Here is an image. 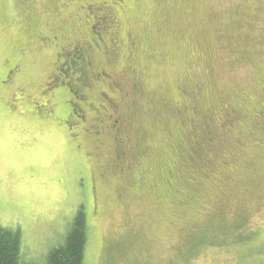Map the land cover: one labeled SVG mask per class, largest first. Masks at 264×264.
Masks as SVG:
<instances>
[{
    "label": "rangeland",
    "instance_id": "obj_1",
    "mask_svg": "<svg viewBox=\"0 0 264 264\" xmlns=\"http://www.w3.org/2000/svg\"><path fill=\"white\" fill-rule=\"evenodd\" d=\"M97 1L0 0V227L20 231L32 264H46L64 244L80 208L89 224L86 264H264V129L250 124L264 104V0H124L119 33L132 35L138 46L119 64L144 74V120L150 118L141 130L144 184L120 207L99 194L108 213L103 205L97 213L89 163L81 162L67 131L21 115L36 112L37 89L56 60L57 49L39 44L48 25L63 24L71 37H84L94 25L103 44L116 43L117 20L104 19L100 27L77 19L82 7ZM103 1L116 10L123 5ZM94 14L89 20L98 18ZM9 60H17L21 75L3 88ZM123 76L130 83L131 75ZM21 83L33 88L19 92ZM182 85L200 88L198 108L209 124L212 109L233 108L249 118L231 129L230 143L214 119L217 140L207 148L215 157L207 159L219 170L183 169L193 148L190 126L165 114L168 105L183 103ZM58 89L50 93L53 100L70 98L66 88ZM111 149L105 140L98 157L103 168Z\"/></svg>",
    "mask_w": 264,
    "mask_h": 264
},
{
    "label": "trees",
    "instance_id": "obj_2",
    "mask_svg": "<svg viewBox=\"0 0 264 264\" xmlns=\"http://www.w3.org/2000/svg\"><path fill=\"white\" fill-rule=\"evenodd\" d=\"M102 2L103 0L97 1V3ZM94 13L99 14L97 21H101L99 20V17H103L102 21L98 23L100 27L103 26V23L105 22L104 19L110 20V18L104 17L107 15L106 11L105 13H99V11ZM94 16L97 17L96 14H94ZM114 24H116V22ZM113 27L115 28V26ZM118 27L119 29L122 28V22L119 23ZM51 28L53 29V25ZM58 28L60 29V27ZM47 34H49V31H45L41 34L42 42L47 40ZM100 34L101 33H98L99 38L101 39ZM118 36L116 37V43L123 40L120 33H118ZM101 41L104 40L102 39ZM115 46L116 44L111 48L112 52L109 57L111 59L110 62L112 66L115 68V72L107 69L108 71L106 70L102 76V80H104L105 84L108 85V88H110L109 98L112 103V109L106 116L98 114L97 118L90 120L91 117L89 113L99 108L97 105V87H99L101 83L97 82L96 75L94 74L95 69L92 68L91 62L86 57L83 49L78 46L75 47V49L71 47H64V49L61 50L56 64H53V72L49 74L51 80L47 81L50 82L47 87L48 89L53 90L66 88L68 91L70 90L73 93V96H75L76 103L74 112L76 118L68 125L70 134L72 132L74 137L71 139L72 142L78 141L77 139H79L80 135H77L76 137L75 134H81L80 132L81 130H84V125L88 124L87 121L90 120L88 121L90 123V130L87 132L88 137H93V140H95L97 145L99 142L102 144V142L105 143V140H110L117 160L124 165H128L131 174L134 170L136 171L134 178H141V176L139 177L138 171V167H141L139 161L147 152L146 149L143 148L141 141L143 140L141 130L143 129L145 120L149 122L150 118V116H148V118L144 120L145 114L142 105L143 92L141 84V80L144 79V74L133 67L129 68L127 66V70L123 71V66L119 64L122 58V54L120 53V49L122 47L117 49ZM15 62H17V60ZM117 68H119L118 74L116 73ZM125 73H129L131 75L130 83L122 80L125 77L123 76ZM20 75L21 67L19 69H14L8 79L2 81V87L5 85L10 87L13 79L15 77H19ZM21 84L22 85L17 87L19 92L27 94L28 88H33V85H29L31 83ZM37 90L39 91V89ZM199 91V87L192 89L189 86L182 85L181 93L183 103L181 106L177 107L174 105H168L165 108L166 115L171 118H177L183 127L187 125L190 126L189 135L193 148L191 154L188 155L185 160L183 169L189 171L191 174L198 172L205 173L206 171L215 169V164H213L210 159H207L208 156L214 157L211 153L208 154L210 150L207 147H212L214 141L217 140V136L214 132V128H212L213 126L210 127L208 119L203 113L204 111L202 107L198 108L200 107L199 102H197ZM18 101L19 100L15 101L17 105H19ZM16 104L9 106V111L12 114H14V111L17 109ZM87 105H89V110L86 108ZM5 108L7 109V107ZM43 108L41 109L46 111L45 115L47 116L52 111L51 108H44L45 110ZM157 115L158 114H154V117H157ZM109 117L111 118L110 120L108 119ZM106 134L108 136H106ZM105 136L108 138L106 139ZM107 170H109V167ZM109 172L112 171L105 170L104 173L107 175ZM111 176L112 175L110 174L109 177H104L111 178ZM139 187L140 189L142 188L141 186ZM137 188L138 187L135 186L134 189ZM178 191L180 193L184 192L183 189H178ZM102 192L103 191H101L100 194L101 196ZM101 196H99L97 200H100L101 206H104L105 201L102 200ZM103 198L105 200V197ZM130 198L131 196L123 202H116L118 200L116 199L114 201L113 199L111 204L115 203V206L120 207ZM105 209H107L108 213L109 209L106 207ZM21 239L22 237L19 230H11L0 227V264H32L24 257ZM88 243V218L84 209L80 208L73 219L70 231L65 238L64 244L50 252L46 264H86V250Z\"/></svg>",
    "mask_w": 264,
    "mask_h": 264
},
{
    "label": "flooded vegetation",
    "instance_id": "obj_3",
    "mask_svg": "<svg viewBox=\"0 0 264 264\" xmlns=\"http://www.w3.org/2000/svg\"><path fill=\"white\" fill-rule=\"evenodd\" d=\"M114 1V0H113ZM117 1V0H115ZM120 1V3H122L123 5H118L117 3H114L113 5L117 6L118 8L117 10L115 9V7H113L111 4H109L106 1H103L102 3H97L96 4H87L86 6L82 7L83 8V14L84 16L82 18H77L82 20L83 22H86L88 24H90V21H94L96 23V25H98L99 21H97L98 18H93L91 20L90 17L91 15H94V12L99 11V13H105V11L107 12V17L113 19V21H116V24L119 25V23L121 22V20H119L120 15H118L119 13H123L124 9H125V3L124 0H118ZM96 9V11H95ZM118 15V18H117ZM102 17H99V20L102 21ZM82 24V23H81ZM115 26V28H117L118 33L120 32L121 29H119V27ZM62 26V27H61ZM52 25H48L46 27L45 31H49V34H47V40L45 42H42V37L41 35H39L38 39H39V44L43 47V49H49L54 47L55 49H57L56 52V60H55V64L59 58V54L61 52V50L64 49V47H71L73 49H75V47H79L81 49H83V52L85 53L86 57L90 60L92 68L95 69L94 70V74L96 75V79L98 83H101V85L98 88V98H97V105L99 108H97L96 110L92 111L89 113L90 115V120H94V118H97L98 114H101L102 116H106L108 113H110L111 111V107H112V103L110 102V98H109V91L110 88H108V85L105 84L104 80H102V76L105 73L106 69H110L111 71L115 72V68L112 66L111 62H110V54L112 52V47L113 45H115L116 43H113V39L110 40V45H105L103 44L102 41V46L99 45L101 39L99 38V35L94 31V25L91 26L90 28V32L84 34L83 35L79 32L77 37H71L68 36L66 31L64 30V25L60 24V25H53V29L51 28ZM60 27V29L58 28ZM42 34V33H41ZM80 35V36H79ZM82 35V36H81ZM125 40V41H124ZM118 45H116L115 47L118 49L120 47H122L120 49V53L123 54L130 48L131 51H137V42H135L134 38L132 37V35H128L127 39H123L122 41L120 40L118 43ZM122 45V46H121ZM96 51V53H95ZM102 56L105 60L103 62L96 61L95 56L96 55ZM104 56H103V55ZM10 61V60H9ZM95 62V63H94ZM15 61H10L9 63L7 62L4 65V71H3V80L8 79V77L11 75V72L16 69V68H20L21 65L20 64H14ZM53 63V64H54ZM54 64V65H55ZM118 69H116V73L118 74ZM53 72V70L51 71V73ZM2 80V81H3ZM51 78L50 76L47 77V81H50ZM123 81H125L124 79H122ZM1 81V83H2ZM50 82L45 83L43 86H41L38 88L39 91L36 92L37 96H38V100H39V104L35 103L34 104V110H36V112H31V113H22L21 115L23 117H28V116H35L37 117L38 121L41 123H47V124H52L50 125V127H52V129L56 130L57 132H59L60 134L63 133L64 130L67 131V134L69 136V139L71 141L73 137V134L71 132L70 134V130L68 125L73 121V119L76 118L75 116V96H73V93L69 90V97L67 100H64L62 98L59 99H55L53 100V98H55V94L52 95L50 94L51 92H54L53 89H48L47 85ZM45 87V89H44ZM60 89H58L59 91ZM68 90V89H67ZM57 91V92H58ZM112 95V94H111ZM121 98V97H120ZM263 101H264V97H263ZM48 108V109H52V111L49 113V115H45L46 111H43L41 108ZM43 108V109H44ZM89 110V105H87L86 107ZM44 109V110H45ZM260 111H257L256 116H254L251 121L250 124H252L255 127H258L259 129H264V104L262 107H260ZM56 110L58 113H56ZM212 114L213 117L216 122L218 123V125L220 126V130L226 131V138L224 136L225 139L229 140H233V136H232V131L231 129H236V126L239 125L240 123H243L245 121H249L248 116H246L245 114H243L242 112H240L239 110L233 109V108H226V109H220L219 111L217 110H213L212 109ZM104 113V114H103ZM219 114V116H218ZM93 116V117H92ZM109 120L111 119L110 117L108 118ZM214 119H211V124L210 127L213 125V122H215ZM88 120V121H90ZM46 121V122H45ZM87 121L88 124L84 125L85 127H83L84 130H81V134H75V136L77 137V135L79 136V139H77L78 141L72 142L74 149L78 152H81V157H79L81 159V162L86 160L89 164H87L88 166V172H89V178H90V184L92 187V194L94 195V204H95V208L97 209V212L99 211V208L101 207V202L100 200H97L99 198V194H101V191H104L105 193H107V195L111 196L112 199H114V201L117 199L119 201H125L129 196H131L134 191H135V186H137L139 188V186L142 187V185L144 184L143 178H134V175L131 174V172L129 171V167L128 165H124L123 163H120L121 165L118 164V160L117 157L114 153V148L111 151V155L109 157V159L107 160L106 165L104 166L105 168H103L101 166V162L103 160L97 158L99 157V154L102 150V146H103V142L101 144V142H97L99 148H95L96 146V142H94L93 140H89L88 139V133L89 132V128H90V123ZM46 124V126H47ZM45 126V127H46ZM213 128V127H212ZM214 132L217 136L216 130L214 128ZM229 133V134H228ZM106 136H108L106 134ZM105 138L107 139L108 137ZM215 137V136H214ZM112 139V137H111ZM113 140V139H112ZM226 140V141H227ZM110 141V140H108ZM111 142V141H110ZM230 143V141L228 142ZM98 150V155L97 157L94 159V161H91V157L92 155V151ZM96 154V153H95ZM225 153L223 152L222 155H224ZM214 155V154H211ZM233 156V155H232ZM215 157V156H214ZM109 165V166H108ZM109 167V170L112 172H109V174H111V178H105L104 177V172L109 171L107 170V168ZM214 168H218V170L220 169V167H218V165H214ZM217 170V171H218ZM103 174V175H102ZM104 177V178H102ZM109 177V176H108ZM137 188V189H138ZM132 197V196H131ZM96 199V202H95Z\"/></svg>",
    "mask_w": 264,
    "mask_h": 264
}]
</instances>
